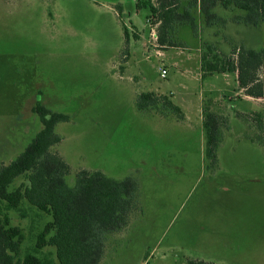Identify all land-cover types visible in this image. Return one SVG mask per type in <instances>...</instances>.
Wrapping results in <instances>:
<instances>
[{"label":"rangeland","instance_id":"1","mask_svg":"<svg viewBox=\"0 0 264 264\" xmlns=\"http://www.w3.org/2000/svg\"><path fill=\"white\" fill-rule=\"evenodd\" d=\"M137 2L0 0V169L41 129L35 111L41 102L70 116L57 124L62 141L51 149L70 164V186L82 169L117 179L134 176L139 183L129 224L108 236L100 264H189L198 259L264 264V145L249 140L264 141L262 131L246 138L236 131L241 120L231 128L225 117L219 163L212 164L197 121L179 125L156 119L152 116L170 112L164 99L138 111L139 95L134 94L137 86L173 92L176 98L186 91L192 99L191 117L202 113L195 110L199 103L207 113L210 100L219 112H231V105L240 108L239 101L217 100L238 92L234 75L228 84L218 79L216 88H210L207 81L202 86L199 72L203 64L223 60L214 57L217 51L231 55L226 52L230 44L244 45L224 28L226 20L235 21L245 11L219 3L216 12L225 22L207 26L196 8L197 30L175 24L168 34L172 43L162 45L156 19ZM230 24V35L237 33L257 50L264 47V23L240 25L239 31ZM242 105L252 111L244 124L260 127L264 98ZM27 177L16 179L13 187ZM6 214L24 234L20 257L28 252L56 256L53 245L36 248L51 214L26 199L8 212L1 204L0 217Z\"/></svg>","mask_w":264,"mask_h":264},{"label":"trees","instance_id":"2","mask_svg":"<svg viewBox=\"0 0 264 264\" xmlns=\"http://www.w3.org/2000/svg\"><path fill=\"white\" fill-rule=\"evenodd\" d=\"M235 6L245 11L237 15L238 22L260 26L264 23V0H138V8H148L158 23V38L162 45L171 44L169 30L175 24L190 25L194 31L198 23L194 10L199 8L207 26L220 21L215 8ZM121 17V16H120ZM124 34L129 32L124 25ZM209 46V49H213ZM217 51V49H215ZM215 54L222 57L218 62L202 65L206 72L238 71V80L247 95L264 97V49L256 50L244 45L232 47V54ZM207 59L208 56H205ZM221 61V63H220ZM164 99V108L178 118L184 117L182 108L167 95L143 92L136 100L140 111L156 107ZM42 128L14 160L0 169V205L8 211L19 209L26 199L31 205L53 216L39 234L36 248L47 245L56 248V256H38L28 252L20 257L24 234L19 226L11 224L8 214L0 217V264H100L105 253L108 236L128 226L135 208L139 183L134 176L123 179L110 177L103 171L78 172L76 184L70 186L66 176L71 172L70 164L58 152L51 149L62 141L56 131L59 122L69 121L70 116L54 111L38 102L35 107ZM227 120V119H226ZM225 117L207 112L204 120L206 139L205 155L212 164L218 162V148L224 137ZM262 141V140H261ZM264 143V141H262ZM28 175L27 182L13 187L16 179ZM189 264H215L205 260H190Z\"/></svg>","mask_w":264,"mask_h":264},{"label":"crops","instance_id":"3","mask_svg":"<svg viewBox=\"0 0 264 264\" xmlns=\"http://www.w3.org/2000/svg\"><path fill=\"white\" fill-rule=\"evenodd\" d=\"M216 9H217V6L215 8V11H216ZM244 14L245 13L243 12L240 15H244ZM218 15L220 17H222L224 19V21L226 20V18L224 16H222V14L221 15L218 14ZM230 23H232L233 26L236 25L238 31H239L238 27H240V25H248V24H245L244 22L234 21V20H231V21H227L226 20V27L224 28V30H225L226 34L231 37L232 40L236 41V43L239 41V42H242L240 44H244V46H246L248 48H253V47L249 46L245 42V40H243L241 38V36L236 35L237 33H233L232 35L229 34L230 32L228 33V31H230V27H231L230 26L231 25ZM248 26H250V25H248ZM254 27H256V26H254ZM233 31L234 32H237V31H235V28L233 29ZM232 47H233L232 44H230L229 45V48H228V51H226V52L227 53H232ZM254 49H256V48H254ZM262 49H264V47ZM163 52L165 53L166 50H164ZM166 54H167V52H166ZM230 75H234L235 76V79H236L237 85H238V92H236L234 94V96H232V97H230V96H224V97H222V101L221 102H220V99H217L219 104H224L225 102H228V101L229 102H231V101L232 102H234V101L238 102L239 101L242 104L245 103V102H248V101H250V102L251 101H254V102H258L259 103V101H261L264 98V97H253V96L247 95L245 93V90L241 87L240 82L238 80V71L237 70L234 71V72H223V73L213 72V73H210V74H208L207 72L205 73L203 70L199 72V77L201 79L202 86H203V82L204 81H207L208 87H210V88H216L215 82H217L218 79H222L223 81H226L227 84H228ZM137 87L135 88L136 91L134 92V94H136V96L137 95H140L143 92H149V91L150 92L156 91L158 93H162V94H165L167 96L169 95L171 97V99L174 101V103H176L177 105H179L182 108L183 112H184V117L183 118H178L175 114L165 115L163 113L160 114V116H156V117L155 116H152V117H154L156 119H164V120L169 121V122H172V123L175 122L176 124H179V125L180 124H182V125H185V124H187V125L188 124L194 125V122L197 121L196 124H195V126L197 128H199L200 131H202V133L204 135V139H205L204 120H205V114L206 113L203 112L202 108L200 109L198 107L200 105V103H199V105L196 107L195 110H197V109L198 110H201L202 113H198L196 111L193 114L194 116H196V117L193 116L194 118L189 115L188 107H190V105L192 104V99H191V94L190 93H187L186 91H183V92L179 93L178 97L176 98L175 97V94L173 92H172V94H166V93L160 92L159 90H147V91H143V88H137ZM184 90H187V87ZM213 103L216 104L215 101L210 100V102L207 105L206 112L211 111V112H215L216 114H219V115H222V116L226 117L227 118V121H228V125L230 123L231 128H232V125L234 124V121L235 120H241L243 126L238 127L236 124H234L235 127H238L236 131H241V133H240L241 136H245L247 138V136L248 137L249 136H252L254 133H256L258 131H262L263 136H264V116H263L262 113H260V112L257 111V113H260L262 122L260 123L261 124L260 127L259 126H255L256 127L255 128L254 126H250V123H248V122H247V124L246 123L244 124V121L247 120L246 119V117H248L247 115L252 114L251 113L252 111L251 112L250 111H245L243 109V105L242 104L240 105V108H236L235 105H231V106L228 105L229 107H231V112H229V113H223V112H219V111L215 110V107H214V104ZM260 103H263V102H260ZM137 110L140 111L139 109H137ZM141 113H143V112H141ZM144 114H146V113H144ZM193 120H195V121H193ZM243 130H244V132H243ZM224 136H225V134H224ZM226 136H227V134H226ZM223 140H224V137H223ZM223 140L220 143L219 148H220L221 144L223 143ZM249 140L252 141L253 143L257 142V143H260V144L264 145V143L261 140H258V141H254V140H251V139H249ZM205 147H206V139H205ZM219 148H218V150H219ZM204 154H205V149H204ZM218 161H219V157H218ZM9 163H4L3 162L2 166L4 164H9ZM198 260H205V259H198ZM205 261H211V262L217 264V262H215V261H213L211 259L205 260Z\"/></svg>","mask_w":264,"mask_h":264},{"label":"built area","instance_id":"4","mask_svg":"<svg viewBox=\"0 0 264 264\" xmlns=\"http://www.w3.org/2000/svg\"><path fill=\"white\" fill-rule=\"evenodd\" d=\"M161 74H162L163 77H166V76H167V71H166V69H163Z\"/></svg>","mask_w":264,"mask_h":264}]
</instances>
